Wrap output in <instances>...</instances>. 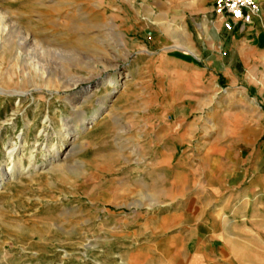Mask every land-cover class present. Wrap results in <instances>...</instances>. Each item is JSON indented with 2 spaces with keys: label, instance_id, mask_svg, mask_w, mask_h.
<instances>
[{
  "label": "rangeland",
  "instance_id": "374dc122",
  "mask_svg": "<svg viewBox=\"0 0 264 264\" xmlns=\"http://www.w3.org/2000/svg\"><path fill=\"white\" fill-rule=\"evenodd\" d=\"M144 5L0 0V264H137L163 164L264 149L260 109L237 93L211 118L229 88L175 63L199 59Z\"/></svg>",
  "mask_w": 264,
  "mask_h": 264
},
{
  "label": "crops",
  "instance_id": "0c3cea01",
  "mask_svg": "<svg viewBox=\"0 0 264 264\" xmlns=\"http://www.w3.org/2000/svg\"><path fill=\"white\" fill-rule=\"evenodd\" d=\"M142 1L160 27H170L171 38L185 34L191 42L187 53L199 59L175 63L200 74L209 92L221 87L219 81L229 88L230 97L212 110L211 118L238 113L223 107L241 93L255 114L260 109L264 122V0H255L261 12L249 24L217 17L216 0ZM221 132L241 137L237 130ZM172 150L167 153L174 158L178 151ZM240 152L223 142L208 147L200 161L163 164L161 192L167 200L162 215L144 220L137 264H264V149L251 148L246 160H232Z\"/></svg>",
  "mask_w": 264,
  "mask_h": 264
},
{
  "label": "built area",
  "instance_id": "2783aa9c",
  "mask_svg": "<svg viewBox=\"0 0 264 264\" xmlns=\"http://www.w3.org/2000/svg\"><path fill=\"white\" fill-rule=\"evenodd\" d=\"M261 12L260 5L255 0H216L214 13L217 17L229 18L234 22L249 24L252 18ZM228 31L233 30L230 23H226Z\"/></svg>",
  "mask_w": 264,
  "mask_h": 264
}]
</instances>
